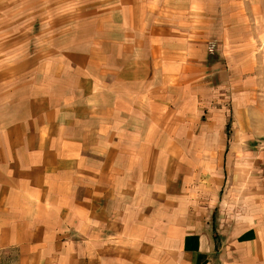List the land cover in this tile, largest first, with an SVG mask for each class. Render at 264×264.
<instances>
[{
  "label": "crops",
  "instance_id": "obj_1",
  "mask_svg": "<svg viewBox=\"0 0 264 264\" xmlns=\"http://www.w3.org/2000/svg\"><path fill=\"white\" fill-rule=\"evenodd\" d=\"M232 2L0 0V249L264 264V22Z\"/></svg>",
  "mask_w": 264,
  "mask_h": 264
},
{
  "label": "rangeland",
  "instance_id": "obj_2",
  "mask_svg": "<svg viewBox=\"0 0 264 264\" xmlns=\"http://www.w3.org/2000/svg\"><path fill=\"white\" fill-rule=\"evenodd\" d=\"M234 0H231V2ZM262 0H237V4L239 3L242 6V9L244 10V14L246 17L249 24H255L254 22L256 20H262L261 22H264V18H257V17H252L251 16V11H252V5L253 4H260ZM233 3V2H232ZM264 3V0H263ZM68 9H71L74 7V3L70 2L67 3ZM41 19V18H40ZM58 18H52L51 22H55ZM75 20L73 17H68L67 18V24H74ZM40 23V22H39ZM243 51H246L249 53L250 49L244 48ZM233 49L228 50V55H233ZM234 66V65H232ZM233 72V70H232ZM246 77V76H245ZM230 112V116H228V122L232 121L233 125V113ZM229 115V114H228ZM233 133V131H232ZM33 258L28 259L26 256H22L20 250L14 249V248H9V249H0V264H33Z\"/></svg>",
  "mask_w": 264,
  "mask_h": 264
},
{
  "label": "trees",
  "instance_id": "obj_3",
  "mask_svg": "<svg viewBox=\"0 0 264 264\" xmlns=\"http://www.w3.org/2000/svg\"><path fill=\"white\" fill-rule=\"evenodd\" d=\"M229 130V129H228Z\"/></svg>",
  "mask_w": 264,
  "mask_h": 264
}]
</instances>
